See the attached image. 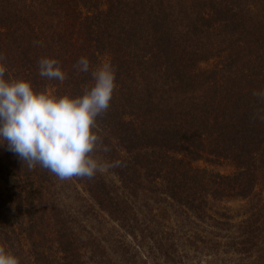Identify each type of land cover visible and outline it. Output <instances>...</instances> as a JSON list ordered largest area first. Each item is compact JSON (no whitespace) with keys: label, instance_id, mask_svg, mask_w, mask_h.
I'll return each mask as SVG.
<instances>
[{"label":"trees","instance_id":"16d2710c","mask_svg":"<svg viewBox=\"0 0 264 264\" xmlns=\"http://www.w3.org/2000/svg\"><path fill=\"white\" fill-rule=\"evenodd\" d=\"M0 55L6 78L72 95L111 61L97 118L110 151L95 155L124 166L61 182L120 235L145 238L150 264H264V0H0ZM45 57L63 83L39 75ZM57 180L0 145V244L21 264H110L73 230L80 206L60 203ZM109 245L127 259V243Z\"/></svg>","mask_w":264,"mask_h":264},{"label":"clouds","instance_id":"9594fccd","mask_svg":"<svg viewBox=\"0 0 264 264\" xmlns=\"http://www.w3.org/2000/svg\"><path fill=\"white\" fill-rule=\"evenodd\" d=\"M4 61L0 55V145L6 142L7 150L30 171L39 166L61 181L91 180L97 173L124 166L121 160L105 162L95 155L110 151L99 134L97 118L109 109L116 88L111 61L91 73L93 84L81 95L36 90L29 79L6 78ZM38 64L41 77L61 83L66 80L57 59L41 58ZM74 67L87 73L89 60L80 57ZM0 264L21 261L0 244Z\"/></svg>","mask_w":264,"mask_h":264},{"label":"rangeland","instance_id":"374dc122","mask_svg":"<svg viewBox=\"0 0 264 264\" xmlns=\"http://www.w3.org/2000/svg\"><path fill=\"white\" fill-rule=\"evenodd\" d=\"M55 187H57V189L58 188L60 189V195L62 196L60 200L61 204L62 202H65L67 205H69L71 211H73L77 205L80 206L79 208L80 211L77 210L79 221L76 223H73L75 224L73 230L75 232L78 231L80 234V237L84 241H88V238L98 239L101 246L106 248L105 251L107 253V259L109 260L110 264H114V263L116 264L117 263L135 264V259H136V262H138L139 264H141V262L144 260H145V264H150L147 261L148 259H144L146 258V256L144 255V252L141 251L143 249L139 247V244H141L143 245L145 249V246H146L145 238L142 239L139 235L136 237H131L129 235H120L121 230L119 228L114 226L110 221H105L104 217L101 218L100 215L96 214V211L89 209L87 207V205L85 204L87 202L82 200V198H85L84 195L83 197H80V193H78V188H76V186L74 187L72 183L61 182V180L58 179L57 182L55 183ZM85 209H87L88 211L85 212L84 213L85 215H84L82 214L83 213L82 210H85ZM117 238L123 241L124 243H127L126 246H128V252H125L127 259L119 260L115 258V256L116 257L120 256L118 253L114 255L111 254V247L109 245V242H112ZM136 249L139 250L138 254L136 256L129 257L128 256L129 253ZM120 251L123 252V250H120ZM196 259L199 262L196 263ZM196 259H192L191 264H198V263L206 264L203 262L205 261V257H198ZM220 259L224 260L222 259V257ZM220 259H217V261H219ZM227 260H228L226 261L227 263L225 262L226 264H242V263L243 264H253L254 262L253 260H250L248 262H240L238 261L237 257L234 259L232 257H229L227 258ZM218 263L222 264L223 262L221 261Z\"/></svg>","mask_w":264,"mask_h":264}]
</instances>
